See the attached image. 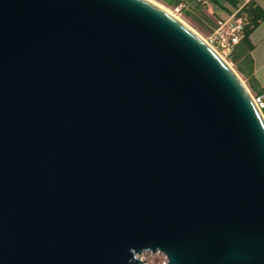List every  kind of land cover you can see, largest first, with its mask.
<instances>
[{
  "label": "water",
  "instance_id": "95a60500",
  "mask_svg": "<svg viewBox=\"0 0 264 264\" xmlns=\"http://www.w3.org/2000/svg\"><path fill=\"white\" fill-rule=\"evenodd\" d=\"M264 264V114L147 0H0V264Z\"/></svg>",
  "mask_w": 264,
  "mask_h": 264
},
{
  "label": "rangeland",
  "instance_id": "374dc122",
  "mask_svg": "<svg viewBox=\"0 0 264 264\" xmlns=\"http://www.w3.org/2000/svg\"><path fill=\"white\" fill-rule=\"evenodd\" d=\"M169 8H171L174 13L184 21V23L194 32L200 34L205 40H208V38L212 35L213 30L216 28L218 21L228 19L229 17L222 18L218 14L215 13V11L210 10V8L205 5L201 4L199 2H188L185 4V8L182 9L181 12H176L174 6H169L166 3L157 0ZM235 18L237 20L242 21L243 25V31L245 30V27L247 26L251 27V22L249 15L245 12H240L239 14H236ZM234 18V19H235ZM249 24V25H248ZM234 46L232 48V52L230 54H223L225 58L227 59L228 63L230 64L231 68L238 74V76L241 78L243 83L247 86V88L251 91L248 79L245 75H243L239 69H238V62H241L244 59V55L241 53V49L235 48ZM233 55L237 57V61H233ZM253 94V92L251 91ZM254 95V94H253ZM264 114V110H263ZM138 258L143 261V264H166L167 259L166 256L159 251L152 252V251H145L138 255Z\"/></svg>",
  "mask_w": 264,
  "mask_h": 264
},
{
  "label": "crops",
  "instance_id": "0c3cea01",
  "mask_svg": "<svg viewBox=\"0 0 264 264\" xmlns=\"http://www.w3.org/2000/svg\"><path fill=\"white\" fill-rule=\"evenodd\" d=\"M164 2V0H160ZM170 1V0H167ZM177 6L185 8L188 2H199L207 5L210 10L222 18L233 17L239 14L243 8H258V15H264V0H173ZM165 3V2H164ZM250 40L253 49L250 51L252 59V70L246 77L254 95L264 96V17L259 20L254 28Z\"/></svg>",
  "mask_w": 264,
  "mask_h": 264
},
{
  "label": "built area",
  "instance_id": "2783aa9c",
  "mask_svg": "<svg viewBox=\"0 0 264 264\" xmlns=\"http://www.w3.org/2000/svg\"><path fill=\"white\" fill-rule=\"evenodd\" d=\"M176 12H181L182 7H175ZM235 16L228 19L220 20L212 35L208 38V43L212 45L222 54H230L232 48L239 44L243 38V25L241 20H237ZM255 103L259 109L264 110V96L253 95Z\"/></svg>",
  "mask_w": 264,
  "mask_h": 264
},
{
  "label": "trees",
  "instance_id": "16d2710c",
  "mask_svg": "<svg viewBox=\"0 0 264 264\" xmlns=\"http://www.w3.org/2000/svg\"><path fill=\"white\" fill-rule=\"evenodd\" d=\"M164 2L169 6H176L177 2L170 0H164ZM245 12L249 15L251 27L247 26L245 27V30L243 31V38L239 42V44L236 45L235 48L241 49V53L244 55V59L241 62H238V69L239 71L245 75L246 77L249 75V73L252 70V59L250 57V51L253 49L252 42L250 40V36L254 30V28L257 26L259 20H261L264 15L259 16L258 15V8H243L240 12ZM249 25V24H248ZM244 29V28H243ZM233 61H237V57L233 55Z\"/></svg>",
  "mask_w": 264,
  "mask_h": 264
},
{
  "label": "bare ground",
  "instance_id": "6f19581e",
  "mask_svg": "<svg viewBox=\"0 0 264 264\" xmlns=\"http://www.w3.org/2000/svg\"><path fill=\"white\" fill-rule=\"evenodd\" d=\"M147 1H149V2H151L152 4H154V5H156L157 7H159V8H161L162 10H164L166 13H168L169 15H171L172 17H174L175 19H177L178 21H180L182 24H184L186 27H188L185 23H184V21L183 20H181L175 13H174V11L171 9V8H169L168 6H166L165 4H163V3H161V2H159V1H157V0H147ZM189 28V27H188ZM190 29V28H189ZM193 31V30H192ZM194 32V31H193ZM194 33H196V32H194ZM196 35L204 42V43H206L215 53H216V55L225 63V64H227L230 68H231V66H230V64L228 63V61H227V59L225 58V56L222 54V53H220L217 49H215L212 45H210L209 43H208V41L207 40H205L200 34H198V33H196ZM232 69V68H231ZM234 71V70H233ZM235 72V71H234ZM236 73V72H235Z\"/></svg>",
  "mask_w": 264,
  "mask_h": 264
}]
</instances>
